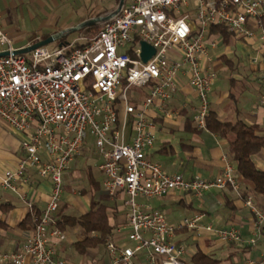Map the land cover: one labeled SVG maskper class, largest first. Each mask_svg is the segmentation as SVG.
<instances>
[{
	"label": "built area",
	"instance_id": "2783aa9c",
	"mask_svg": "<svg viewBox=\"0 0 264 264\" xmlns=\"http://www.w3.org/2000/svg\"><path fill=\"white\" fill-rule=\"evenodd\" d=\"M263 18L264 0H124L119 12L91 37L16 56L0 22V45L10 52L0 57V120L26 135L20 144L24 157L14 167L0 170V183L16 191L30 168L50 182L49 199L31 235L20 249L2 258L10 264H66L55 257V244L65 235L54 215L61 205L63 174L81 154L89 135L101 158L98 170L105 177V191L128 197V240L134 247L118 248L107 240L110 264H132L134 255L142 251L148 264H154L156 257L162 258L161 264H193L186 259V247L174 243L172 237L178 229L197 228L201 216L171 225L163 212L140 209L136 200L170 192L200 198L205 191L225 188L241 198L235 169L226 162L212 181L165 173L146 156L155 137L145 111L158 101H167L181 76H186L198 100L194 125L206 130L214 75L202 62L220 43L211 27L221 26L237 39L257 37L264 49ZM140 42L155 50L146 63L140 58ZM76 44L80 47L75 48ZM261 80L264 83V76ZM145 88L148 91L139 106L129 101L130 89ZM260 103L264 109V97ZM119 106L124 113L121 121ZM127 117L134 131L130 143L123 140ZM243 203L253 218V237L244 240L234 228L203 229L224 244L255 247L260 237L264 239V211L252 196ZM248 264H264V251Z\"/></svg>",
	"mask_w": 264,
	"mask_h": 264
},
{
	"label": "crops",
	"instance_id": "0c3cea01",
	"mask_svg": "<svg viewBox=\"0 0 264 264\" xmlns=\"http://www.w3.org/2000/svg\"><path fill=\"white\" fill-rule=\"evenodd\" d=\"M71 1L70 11H67L64 18L63 14L56 15V10L61 9L60 4L68 0H0V22L4 33L10 39L11 48L16 50L33 44L24 41L12 26L19 14L24 18V9L32 12V20L34 16L39 19L40 24H35L38 32L46 29L40 33L42 35L37 42L63 32L62 37L54 42L60 46L81 37H91L100 29L101 24L77 32H70L69 29L86 20L110 14L119 2L114 0L108 9L97 16L90 13L75 16V7H81L82 0ZM53 20L58 23H51ZM259 33L260 30L256 29L255 34ZM68 36H72V39L67 40ZM219 39L218 47L221 46V50L218 47L210 50L202 62L204 68L214 75L212 91L209 94V110L222 122L234 123L242 120L246 124L264 129V109L260 103L264 97V83L261 80L264 76V49L260 48L257 37L250 40L235 37L226 41H222L221 37ZM7 50V46L0 45V52ZM253 59L256 61L252 62ZM147 91L145 88L141 90V94L130 93L129 101L139 106ZM197 105L195 91L189 86L187 77L181 76L178 87L167 101H158L147 108L145 116L152 125L150 131L155 140L146 156L158 163L167 174H180L185 179L199 177L212 181L222 173L226 162L231 165L233 163L229 156L228 138L207 129H196L193 117ZM118 117L120 121L124 118L121 106L118 108ZM0 122L7 130V134L0 136L1 170L14 167L24 157L20 144L26 139V135L14 132L2 120ZM123 133L124 142L130 143L134 131L129 117ZM252 161L258 170L264 172V150L254 155ZM100 163L101 158L96 153L93 140H87L81 154L70 162L63 174L61 205L54 219L65 238L55 244V257L66 264H110L111 259L105 247L107 240L113 241L118 248L134 247L133 242L128 240V197L123 192L110 195L105 191V177L98 170ZM237 180L241 198L236 197L230 188H225L210 189L200 198L188 193L170 192L159 198H139L136 203L140 209L150 208L163 212L171 225H177L196 215L201 216L197 228L178 229L172 237L174 243L186 247V259L190 262L192 256L200 252L216 260L218 264H222L227 258L238 263L237 255L248 264V261L255 260L264 251L262 237L258 239L255 247L224 244L203 229L206 226L213 229L234 228L244 240L253 237V218L243 203L242 194L246 197L252 196L254 203L262 211L264 199L253 197L251 183L238 178ZM16 186V191H11L4 189L0 183V264H10L2 256L13 253L24 245L33 231L29 219L35 222L49 199L50 182L41 178L35 168H30L25 175V181H19ZM28 204H31V208ZM95 207H103L107 216L108 232L103 237L96 231L87 233L78 222H74ZM49 229L46 228V235L49 234ZM90 237L96 242L81 250L80 243ZM161 260L162 258L156 257L154 264H161ZM131 261L132 264H148L146 251L136 253Z\"/></svg>",
	"mask_w": 264,
	"mask_h": 264
},
{
	"label": "trees",
	"instance_id": "16d2710c",
	"mask_svg": "<svg viewBox=\"0 0 264 264\" xmlns=\"http://www.w3.org/2000/svg\"><path fill=\"white\" fill-rule=\"evenodd\" d=\"M119 1V0H118ZM262 28L264 29V18L262 19ZM89 28L82 29L88 30ZM211 34L218 35L222 41H226L233 35L226 32L221 26L211 27ZM80 45L76 44L75 48H79ZM224 61L230 64L229 61ZM227 64V65H228ZM206 128L211 133H217L224 138H228V151L230 159L235 167L236 177L241 181L249 182L253 185L252 195L254 198L264 199V172L258 170L252 161V157L264 150V129L255 125H249L242 120L236 122H222L213 112H209V116L206 121ZM243 199L246 195H243ZM32 229L35 227V222L29 219ZM74 222H78L80 226L85 229L87 233L91 231L99 232L103 237L108 232L107 216L103 207L91 208V210ZM96 241L94 238H86L80 243V249L84 250L87 246H90ZM191 262L193 264H218L216 260H213L207 255L200 252L192 256Z\"/></svg>",
	"mask_w": 264,
	"mask_h": 264
},
{
	"label": "rangeland",
	"instance_id": "374dc122",
	"mask_svg": "<svg viewBox=\"0 0 264 264\" xmlns=\"http://www.w3.org/2000/svg\"><path fill=\"white\" fill-rule=\"evenodd\" d=\"M81 7L77 8L75 7V16L79 15V14H83V13H90L92 16H97L100 13H103L106 9H108L113 3L114 0H82L81 1ZM72 5V1L68 0V2L65 3H61V9L56 10V15H64V18L66 17L67 13L70 11V7ZM29 10V9H28ZM68 11V12H67ZM32 12L29 10L27 11V9H24V18L22 19L20 14L17 16L16 21L12 22V26L15 30L16 33H18L22 39H24V41H26L27 43H33L35 44L37 42V39H39V37L42 35L40 33H42V31H46L42 30L41 32H38V28L35 26L36 23L40 24V21L38 18H35L32 20ZM38 14V13H36ZM59 20V18H58ZM51 23H55L57 24V22L51 21ZM37 24V25H39ZM101 27V26H100ZM46 33V32H43ZM44 37V36H43ZM67 40L72 39V36H68L66 37ZM31 44V45H33ZM57 44L55 43H51L49 45H47L46 47H48L49 49H52L54 47H56ZM219 50H221V46L218 47ZM222 77V76H221ZM220 77V78H221ZM130 93H135V94H141V90L139 89H130L129 91V95ZM6 127L4 126V124H1L0 122V136L7 134L6 132ZM87 140H91L90 136L87 135ZM1 150V149H0ZM96 170V169H95ZM239 259V262L236 263L237 261H235L234 259L231 258H227L225 259L222 264H246L245 260H242V257L240 259V255L236 256ZM243 261V262H241Z\"/></svg>",
	"mask_w": 264,
	"mask_h": 264
},
{
	"label": "water",
	"instance_id": "95a60500",
	"mask_svg": "<svg viewBox=\"0 0 264 264\" xmlns=\"http://www.w3.org/2000/svg\"><path fill=\"white\" fill-rule=\"evenodd\" d=\"M123 1L124 0H119L116 9L113 12H111L110 14H107L106 16H101V17H96V18L86 20V21L80 23L79 25L69 29V31L70 32H77V31H80L82 29L92 27V26H95L98 24H102V23L110 20L119 12L121 6L123 5ZM63 34H64L63 32H58L57 34L51 35V36L45 38L44 40L39 41L33 45H30V46H27L24 48H20V49H16V50H12L11 54L15 55V56L28 54L37 48L46 47L47 45L58 41L62 37ZM139 45H140V50H141L140 58H141L143 63H146L151 58V56L154 54L155 50L152 46H150L149 44H147L145 42H140ZM9 54H10L9 51L0 52V57H6Z\"/></svg>",
	"mask_w": 264,
	"mask_h": 264
}]
</instances>
